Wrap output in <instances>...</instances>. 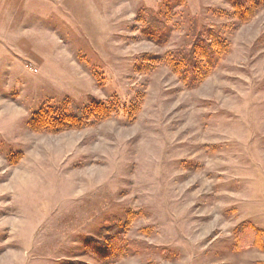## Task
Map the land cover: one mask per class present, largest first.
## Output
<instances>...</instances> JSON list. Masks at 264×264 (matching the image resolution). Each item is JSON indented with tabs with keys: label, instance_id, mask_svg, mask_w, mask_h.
Instances as JSON below:
<instances>
[{
	"label": "rangeland",
	"instance_id": "1",
	"mask_svg": "<svg viewBox=\"0 0 264 264\" xmlns=\"http://www.w3.org/2000/svg\"><path fill=\"white\" fill-rule=\"evenodd\" d=\"M261 3L0 0V264H264ZM207 27L189 88L167 56Z\"/></svg>",
	"mask_w": 264,
	"mask_h": 264
},
{
	"label": "trees",
	"instance_id": "2",
	"mask_svg": "<svg viewBox=\"0 0 264 264\" xmlns=\"http://www.w3.org/2000/svg\"><path fill=\"white\" fill-rule=\"evenodd\" d=\"M228 1L232 5L235 17L240 22L248 21L254 10L263 6L261 3L263 0H249V3L253 5L252 7L246 4L247 0ZM227 49L228 43L220 31L214 27H207L193 35V40L188 44V47L171 52L167 56V62L186 86L194 88L219 64ZM45 116H48L50 121H59L62 126L70 123L66 116L59 114L58 109L53 107L36 113L34 121L41 119L44 122ZM74 117L81 118V111L78 108H75Z\"/></svg>",
	"mask_w": 264,
	"mask_h": 264
}]
</instances>
